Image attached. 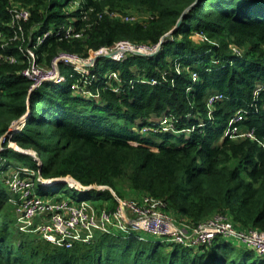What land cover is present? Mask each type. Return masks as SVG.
Wrapping results in <instances>:
<instances>
[{"label":"trees","instance_id":"trees-1","mask_svg":"<svg viewBox=\"0 0 264 264\" xmlns=\"http://www.w3.org/2000/svg\"><path fill=\"white\" fill-rule=\"evenodd\" d=\"M18 5L31 12L25 36L68 25L82 33L40 45L37 62L46 67L63 52L88 58L124 41L154 47L182 23L154 57L129 53L111 70L96 63L86 88L94 98L73 90L74 79L31 93L22 39L0 47V54L17 58L0 59V139L26 118L0 151V264H264L254 250L222 236L211 246L187 248L105 233L59 247L17 230L6 185L9 170L29 166L44 179L144 193L192 226L223 213L239 229L264 233V0H0L7 36ZM106 8L139 20L113 19ZM67 68L61 65L65 76ZM215 95L223 99L210 107ZM238 114L242 120L231 126ZM166 116L173 128L164 132L153 121ZM240 126L254 130V139L226 135ZM18 148L34 150L42 166ZM99 192L114 210L111 192Z\"/></svg>","mask_w":264,"mask_h":264},{"label":"built area","instance_id":"built-area-1","mask_svg":"<svg viewBox=\"0 0 264 264\" xmlns=\"http://www.w3.org/2000/svg\"><path fill=\"white\" fill-rule=\"evenodd\" d=\"M21 7V8H18ZM109 14L111 18L124 22H134L139 17L131 13H120L105 9L104 15ZM11 22L7 25L13 29V34L8 35L0 27V47H8L10 43L22 39L24 47L21 51L27 59L28 66L23 69L22 74L32 81V88L37 89L44 83L59 84L66 79L75 80L72 85L73 90H78L81 95L88 94L90 98L95 96L87 91L88 77L93 68L100 60L109 59L121 61L131 51L153 52L157 46H135L130 42L118 43L115 48H102L93 52L90 57L82 58L76 54L60 53L49 66H41L37 62L35 50L48 38L56 36L59 40L63 38H79L81 32H76L73 25L61 26L45 33L29 31V36H25L26 30L23 23L29 21L31 12L28 8L20 5L15 6L11 11ZM138 16V15H137ZM103 17V14L100 15ZM63 34V35H62ZM132 54V53H131ZM97 58H100L97 61ZM0 59L16 63L17 58L13 55L0 54ZM64 64L72 68L68 76L62 74L61 65ZM72 65V66H71ZM94 65V66H92ZM92 66V67H91ZM89 72V73H88ZM196 78V74L193 75ZM155 84V83H154ZM222 95H215L209 99L208 105L211 107L215 101L222 100ZM242 120V116L233 119L230 125L237 124ZM167 127H172L168 116L163 118ZM231 137L254 139V130L242 132L239 127L229 129L226 135ZM9 144H13L10 142ZM264 147V139L261 142ZM38 166H42L39 160ZM14 172V170H13ZM35 177V179L30 178ZM7 179V185L12 192L9 202L15 209L19 220L32 221L42 218V222L37 225L36 231L41 238L56 246L72 248L76 242L90 243L99 234H131L134 230L146 231L154 235L163 237L165 242L182 245L187 248H199L211 246L217 236L225 239H233L254 250L259 256L264 257V233L259 230H242L236 227L228 215L216 213L210 218L195 227L180 224L176 218L165 211V204L144 195L141 200H124L115 194L114 190L107 186H83L72 178H65L67 182L72 181L78 191L87 193L89 191L109 190L115 197L117 205L114 210L107 207L100 208L97 204L86 200L80 203H72L69 200L55 199L38 193L37 186L45 190L56 184V180H46L38 175L35 170L23 168L16 172L11 179ZM107 204V203H105ZM30 224V222H28ZM29 232V231H28Z\"/></svg>","mask_w":264,"mask_h":264},{"label":"rangeland","instance_id":"rangeland-1","mask_svg":"<svg viewBox=\"0 0 264 264\" xmlns=\"http://www.w3.org/2000/svg\"><path fill=\"white\" fill-rule=\"evenodd\" d=\"M18 8H21V7H18ZM133 15H135L136 17H138L137 14H133ZM202 39L203 38H201V37H197V40H199V41H201ZM94 65H92V66H94ZM106 65H108V69L111 70L112 66L114 65V61L111 60V59L101 60L100 67H104ZM64 72H65V74L68 75L70 73V69L67 68V69L64 70ZM57 85H54V86H57V87L62 88V87L65 86V82H61V83H59ZM77 95H79V93H77ZM84 98H86V95H85ZM25 120H26V118H24L19 123H22L23 124V123H25ZM153 122H155L158 125H160L159 128L162 131H164V132L165 131H170L172 129V127H170V126L167 127L164 124L163 119H160L159 120V118H158V119H155ZM18 125L19 124H17V127L15 128V130L18 129ZM239 130L242 131V132H245L247 129L245 127H241L240 126L239 127ZM228 131H229V129L227 130V133H228ZM186 134H188V133H186ZM9 146H13V144H9ZM17 150L19 152H21V153L29 154L36 161V163L38 165L40 158L38 157L37 153L34 150H29V151H32L33 153L32 152H26V150L19 149V148ZM27 163L29 165H32L31 164L32 162H30V161H27ZM23 168H28V169L34 170L31 167H29V166L28 167L26 166V167L15 168V169H13L14 172H13L12 169L9 170L7 172V174H6V185H7V179L9 177L11 179V177L16 172L20 171ZM30 178L35 179V177H31V176H30ZM46 180H56L55 182H58L56 185H53L52 187H49V188H46L45 189L46 191H49V192L53 193V195H50L48 197L55 198L57 200H59V199L69 200V201H71L72 203H75V204L76 203H80V201H82V200H86V201H89V202H93L94 204H97L98 207H100V208H104V207H107L108 208L109 207V204H112V200L105 201V199H103L102 197H100V195H99L100 192L97 191V190H94V191H92L90 193H84V192L78 191L75 188L71 187V186H74L72 181L67 182V180H63V179H46ZM64 181L66 183H64ZM7 187H8V185H7ZM8 191L10 193V197H12L13 195H12V192L9 189V187H8ZM37 191L40 194L44 193L43 190H41L39 188V186H37ZM114 192H115L116 195H118L121 199H124V200H136V201H139L144 196V193L135 192V191H133L131 189H127V188H124L123 189L121 187L115 188ZM10 197H9V199H10ZM105 203H107V204H105ZM8 204L11 207V209L13 210L12 215H13V220L15 221V225H16L17 230L19 232H21L22 234H25V235H30L29 233H34V232H31V231L32 230H35L36 231L37 225H39L42 222V218H37V219H34L32 221H28V222H30V224L27 221H25V220H19L18 217H17V215H16L15 209L10 204L9 200H8ZM176 220H178V219H176ZM178 221L180 222V224H185V225H188L189 227H195V226L190 225L185 220H178ZM132 233H135L137 235H140L141 237H143V239H145L146 241H149V242H156V243H158V242H165L166 241L165 238L160 237V236H157V235H154V234L149 233V232H146V231H140L139 232V230H134ZM230 241H232L233 245L240 247V244L241 243H239L238 241H236V240H230ZM168 244H170V243H168ZM243 248L246 249L247 247L244 246ZM210 250H213V248H211ZM255 254L258 256L257 253H255Z\"/></svg>","mask_w":264,"mask_h":264},{"label":"water","instance_id":"water-1","mask_svg":"<svg viewBox=\"0 0 264 264\" xmlns=\"http://www.w3.org/2000/svg\"><path fill=\"white\" fill-rule=\"evenodd\" d=\"M181 23H182V18H181V20L178 22V24H177V26L175 27V29L172 30L170 33H168L166 36H164V37L162 38L160 44L158 45V47L156 48L155 51H153V52L131 51V53L134 54V55H137V56H141V57H154V56H156V55L160 52V50H161L163 44L165 43L166 39H167L168 37H171V36L174 34V32L180 27ZM112 56H113V54L111 53L109 56H107V57H105V58H106V59H109V58H111ZM99 59H100V58H97V61H99ZM34 90H35V89L31 90V93H32ZM29 98H30V96H29ZM27 116H28V115H27ZM27 116H26V117H27ZM23 119H24V118H23ZM23 119H22V120H23ZM22 120H21V121H22ZM19 122H20V121L15 122V123L11 126V128L8 130V132H7V133H6V134L0 139V151L3 150V145H4V142H5V139H6L8 136H10V133H11V132H13V131L15 130V128L17 127V124H19ZM62 182H63V181H62ZM57 183H58V182H56V184H57ZM64 183H66V182L64 181Z\"/></svg>","mask_w":264,"mask_h":264},{"label":"crops","instance_id":"crops-1","mask_svg":"<svg viewBox=\"0 0 264 264\" xmlns=\"http://www.w3.org/2000/svg\"><path fill=\"white\" fill-rule=\"evenodd\" d=\"M120 232H122V233H120V234H124L123 231H120ZM124 235H126V234H124Z\"/></svg>","mask_w":264,"mask_h":264}]
</instances>
